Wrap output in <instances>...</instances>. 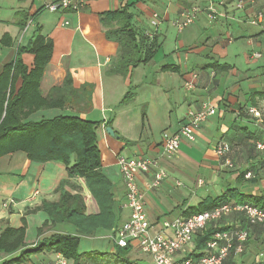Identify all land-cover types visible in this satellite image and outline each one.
I'll use <instances>...</instances> for the list:
<instances>
[{
	"label": "crops",
	"instance_id": "0c3cea01",
	"mask_svg": "<svg viewBox=\"0 0 264 264\" xmlns=\"http://www.w3.org/2000/svg\"><path fill=\"white\" fill-rule=\"evenodd\" d=\"M49 1L0 0V74L14 60L17 49L27 48L36 28H40V33L53 42L40 83L43 94L61 85L67 74L76 88L85 83L92 85L91 107L78 115L99 123L96 135L101 172L111 183L113 209L119 217L116 228L128 218V210L122 207L124 184L116 163L119 155L158 158L167 173L153 189L146 187L153 170L136 178L154 230L160 229L163 220L184 216L186 209L220 196L227 188L246 194L264 193L263 156L254 148L256 141H264V0H86L78 11L64 12L48 11ZM125 6L136 30L155 36L159 46L148 63L130 68L123 76L111 71L119 47L107 38L99 15ZM193 6L201 12L192 24L179 31L174 21ZM210 8L215 11L213 20L207 15ZM153 13L159 15L156 26L152 24ZM64 21L68 25H62ZM20 57L31 67L32 54L23 51ZM190 81L192 89L186 87ZM20 84L17 79L15 89ZM127 92L133 93L132 99L121 103ZM203 103L215 107L216 113L195 129L193 141L181 138L174 156L164 158V139L176 133L189 109H199ZM71 112L46 109L30 118ZM107 126L117 138L105 131ZM219 141L227 145L232 168H225L213 151ZM244 171H251L257 182L251 185L241 180L239 174ZM170 176L182 178L183 189L176 188L180 180L175 184ZM65 178V166L59 162L33 161L22 151L0 156V232L5 227L24 225L27 248L51 233L77 235L69 223L68 227L59 223L46 227L38 235V228L49 218L37 208L43 200H57L59 183ZM71 182L81 189L86 214L98 213L84 179L72 178ZM6 199H13L14 204L4 208ZM221 223L242 225L243 219L232 214ZM113 230L98 229L96 233L99 238L112 240ZM263 245L264 228H250L244 252L224 264H261ZM193 248L192 240L178 258L189 255ZM109 250L114 252L112 247ZM55 253H38L30 258L46 260ZM130 253L135 256L132 261L143 258L152 264L150 256L141 253L136 243L131 244ZM17 254L0 253V264Z\"/></svg>",
	"mask_w": 264,
	"mask_h": 264
},
{
	"label": "trees",
	"instance_id": "16d2710c",
	"mask_svg": "<svg viewBox=\"0 0 264 264\" xmlns=\"http://www.w3.org/2000/svg\"><path fill=\"white\" fill-rule=\"evenodd\" d=\"M99 17L106 28L107 38L115 41L119 47L112 72L126 76L130 68L146 64L153 58L159 46L156 37L140 34L136 30L132 23V14L126 6L104 11ZM23 51L33 55L31 67L20 57ZM52 51V40L42 35L40 28H36L27 48H18L14 60L6 64L0 74V156L22 151L30 160L56 161L65 166L66 178L59 183L57 200H43L37 208L46 212L49 218L38 228V235H42L44 228L61 222L71 224L77 235L51 233L27 248L24 243V225L19 228L5 227L0 232V253L8 254L17 250L19 253L1 264L21 263L32 255L49 252L60 253L71 264H79L81 256L86 254L79 251L80 234L88 236L96 233L98 229L113 230L119 220L118 211L113 209L115 203L111 183L101 172L96 135L99 123L78 115L91 107L92 85L85 83L76 88L71 76L67 74L61 85L51 87L46 94L40 89ZM17 79L21 80V84L15 89L14 83ZM132 97L133 93L127 92L121 103L131 100ZM46 109H70L72 112L38 120L30 118L33 113ZM262 166L264 168V159ZM78 177L84 179L96 200L98 213L86 214L81 189L71 182L72 178ZM239 178L252 184L257 182V177L245 178V171L239 174ZM222 202L249 203L264 209V193L246 194L234 187L227 188L220 196L206 199L198 206L186 209L183 215L210 210ZM215 230L210 225L197 232L193 239L194 248L188 256L197 260ZM113 248L114 257L119 261L133 263L127 258L131 251L130 245L119 247L113 244Z\"/></svg>",
	"mask_w": 264,
	"mask_h": 264
},
{
	"label": "built area",
	"instance_id": "2783aa9c",
	"mask_svg": "<svg viewBox=\"0 0 264 264\" xmlns=\"http://www.w3.org/2000/svg\"><path fill=\"white\" fill-rule=\"evenodd\" d=\"M86 0H50L46 8L50 12L78 11ZM242 5L239 2L238 6ZM208 18L214 19L215 11L209 9ZM201 12L198 6L191 7L190 11L183 12L174 25L180 31L190 24ZM158 13H153L152 24L156 26ZM62 25H68L64 21ZM148 36H150L148 34ZM196 77V74H193ZM186 87L192 89L193 83L187 82ZM251 112L257 114L254 110ZM216 113V108L203 103L199 109H189L185 115L184 123L176 133L167 136L163 141L162 156L169 158L174 155L179 147L181 138L194 140V131L210 116ZM254 148L264 159V141L258 140ZM214 153L222 160L225 168H232L233 162L227 156V145L219 141L213 147ZM123 184L124 200L122 207L128 210V218L121 223L112 233V240L115 245L125 247L136 243L139 251L150 256L152 264H224L230 257L240 256L249 240L250 228L264 226V209L249 203H228L222 202L210 210L195 212L187 216H179L169 220H163L159 230L147 218L145 211L144 192L139 187L136 178L140 173H147L153 170V177L146 184L148 189L158 187L167 176L166 171L161 168L158 158L149 156L125 157L117 156L116 160ZM246 178L253 177L251 171L245 173ZM14 204L13 199L3 201V207L7 208ZM232 214L243 219V224H222L221 221ZM212 225L216 230L211 234L209 241L202 255L193 260L188 255L178 258V253L184 251L187 245L191 244L197 232ZM221 228V229H217ZM12 264H71L60 253H55L50 259L28 258L21 263Z\"/></svg>",
	"mask_w": 264,
	"mask_h": 264
},
{
	"label": "rangeland",
	"instance_id": "374dc122",
	"mask_svg": "<svg viewBox=\"0 0 264 264\" xmlns=\"http://www.w3.org/2000/svg\"><path fill=\"white\" fill-rule=\"evenodd\" d=\"M45 13V12H43ZM174 155H172L169 158H172ZM258 176V175H257ZM170 178H172V180L174 181L173 183L176 184L177 181L180 180V183L178 184L179 186H176V188L178 189H183V179L180 178L179 176H176V179L173 176H170ZM178 179V180H177ZM262 180V179H260ZM205 184V183H203ZM252 185V183H250ZM259 186V185H258ZM60 225H62L63 227H68V225L66 223H59ZM113 233V232H112ZM108 238H99L97 233H94L92 235H81L80 234V243H79V251L81 253H86L85 255L81 256L80 262L79 264H126L123 263L122 261H119L116 257H114V254L112 252H110V247L113 248V245L111 246V239L108 242ZM113 242V241H112ZM114 243V242H113ZM262 245V244H260ZM262 252H264V245L262 246ZM262 252L258 251L259 254L262 255ZM13 253H19V251H15ZM10 253V254H13ZM15 255V254H14ZM1 258H3L2 256H0ZM139 256H137L138 258ZM143 257V256H140ZM127 258L132 260L135 258L134 254L132 255L130 252L127 255ZM132 258V259H131ZM261 260L262 263L264 262V257L261 256ZM143 258H141L139 261H137V263L140 264H147L142 260ZM135 260L133 261L132 264H135ZM261 263V264H262Z\"/></svg>",
	"mask_w": 264,
	"mask_h": 264
},
{
	"label": "water",
	"instance_id": "95a60500",
	"mask_svg": "<svg viewBox=\"0 0 264 264\" xmlns=\"http://www.w3.org/2000/svg\"><path fill=\"white\" fill-rule=\"evenodd\" d=\"M105 131H106L109 135H111V136H115L116 138L118 137V136L114 133V131L112 130V128H111L110 126H107V127L105 128Z\"/></svg>",
	"mask_w": 264,
	"mask_h": 264
}]
</instances>
